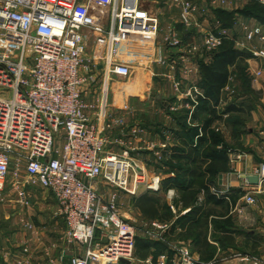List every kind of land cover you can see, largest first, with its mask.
I'll return each mask as SVG.
<instances>
[{"label": "built area", "instance_id": "obj_1", "mask_svg": "<svg viewBox=\"0 0 264 264\" xmlns=\"http://www.w3.org/2000/svg\"><path fill=\"white\" fill-rule=\"evenodd\" d=\"M229 3L171 0L170 5L178 10L179 23L190 28L199 25V17ZM234 21L243 27L246 40L264 41V28ZM159 32L157 17L143 9L140 0H0V202L8 178H18L22 168L28 186L48 191L64 219V238L83 248V255L62 264L134 262L136 229L122 219L116 195H102L95 184L101 182L131 197L138 195L140 187L160 188L158 176L145 180L143 166L130 155L133 149L106 150L110 143L123 145L109 140L107 133L126 123L123 115L108 111L110 81L129 80L132 65L123 60L131 56L127 46L140 40L152 42ZM226 37V30L209 31L204 49H217ZM165 40L178 51L169 69L184 76L194 73L189 54L198 48L185 46L173 33ZM254 56L264 57V50ZM146 58L153 59L154 53ZM155 62L165 65L166 59L160 55ZM97 86L98 95L88 102L86 96ZM173 87L176 92L181 88L175 75ZM186 96L195 106L202 92L193 85ZM89 111L94 112L95 122ZM122 111H128L127 103ZM143 133L137 128L131 131L134 138ZM58 134L63 136L61 149L55 145ZM256 173L261 184L264 166ZM211 192L217 198L228 194L221 189ZM20 199L28 205L23 193ZM244 200L247 205L256 203L252 194ZM152 227L157 233L147 236L164 241L165 226L153 223ZM169 248L174 264H200L186 246L169 244ZM155 264L166 263L160 258Z\"/></svg>", "mask_w": 264, "mask_h": 264}, {"label": "crops", "instance_id": "obj_2", "mask_svg": "<svg viewBox=\"0 0 264 264\" xmlns=\"http://www.w3.org/2000/svg\"><path fill=\"white\" fill-rule=\"evenodd\" d=\"M163 7H169V1L157 4L154 7L155 11L152 8H142L158 19L159 9H163ZM249 23L256 24V21L249 20ZM198 24L196 27L188 28L187 31H190L192 38L196 37L201 40L209 31L215 32L219 22L214 11H210V14L199 17ZM127 51L139 58L137 61L131 57L123 58L124 61L128 60L132 65L129 80L114 77L110 81L108 111L112 116L123 115L126 121L123 127H117L111 131L113 137L110 139L122 142L123 146H126L125 142L136 146L133 156L137 158L143 168L145 166L149 171V180L152 176H158L161 182L165 177L163 171L166 170V167L163 165L158 167L160 164L157 161L161 159V154L173 145L170 132H181L177 125V119L182 111H189L187 122H190V116L194 110V100L186 94L191 86H197L199 80L198 62L204 56L199 55L197 59L191 58L194 68L192 74L194 83L193 80L181 81L182 78L179 76L181 88L179 92H176L173 87L174 72L168 66L173 55L176 54H169L170 57L168 50H163L166 64L161 65L156 63L155 59L162 55V52L160 54L158 50V53H154V59L151 61L146 58V49L141 42L127 46ZM170 51L178 53L173 49ZM189 55L193 56V54ZM204 60L207 61V58L205 57ZM135 62H139V64L137 65ZM176 78L178 79V77ZM252 87L251 89L257 94V99L244 101L243 114L233 115L240 116V125L233 129L232 124L225 122L229 118V115L225 114L222 115L221 121L216 120L212 126L216 131L222 132L225 143L231 147V152L228 157L229 171L220 173L216 177L218 188L228 191L227 197L222 201L227 208H223V205H208L206 211L209 215V222L229 218L230 242L227 246H221L215 237L221 234V230L209 223L207 243L214 248V258L207 263H201L199 262V248L193 244L192 239L181 240L182 245L190 249L194 259L200 264H252L233 258L235 254L258 258L261 264H264V182L259 184V177L256 173L258 168L264 166V78L259 79ZM98 93L99 86L86 96V100L88 102L95 100ZM223 93L216 108L219 116L224 107L232 101L230 94ZM125 103L135 107L134 119L131 123H129L130 112L122 111V106ZM142 110L144 113L150 114V117L145 119L137 114ZM88 114L95 122L94 112L89 111ZM133 128L144 133L138 138H134L131 134ZM236 129L239 131L233 135ZM164 144L166 148L162 149L161 146ZM155 152L159 153L158 158L154 157ZM149 159L153 162H150ZM249 176H257L258 184H248L245 178ZM25 181V175L8 178L4 199L0 202V264H62L73 256L83 255L82 247L68 243L64 238L65 222L59 214L53 196L46 190L28 186ZM95 186L104 196L113 191L101 182ZM170 190L174 195L173 199L167 196V192ZM113 192L119 194L118 191L114 190ZM146 192L153 197H157V194L160 193L172 211L174 213L178 211L173 205V201L178 198L174 189H169L165 194L160 192V188L158 191L145 189L137 196ZM21 193L26 197L28 205L22 203ZM120 194L122 195V193ZM246 194H252L255 198L254 205L245 203L244 196ZM127 197L132 198L131 196ZM200 200L203 201L202 196H200ZM186 212L187 210H180V215H184ZM160 258L165 259L166 256L160 255L154 262L152 255H149L144 260L135 259L134 264H147L148 261L155 264ZM171 262L174 264L173 258Z\"/></svg>", "mask_w": 264, "mask_h": 264}, {"label": "trees", "instance_id": "obj_3", "mask_svg": "<svg viewBox=\"0 0 264 264\" xmlns=\"http://www.w3.org/2000/svg\"><path fill=\"white\" fill-rule=\"evenodd\" d=\"M236 14L255 20L264 27V5L258 0H250L244 7L235 11L222 9L214 11L222 28L231 27ZM250 56L235 49L233 43L226 40L216 50L206 53L204 58L199 60L197 87L202 96L196 99L197 104L189 123L187 122L189 111L181 112L177 119L181 132H170L173 145L161 154L160 160L157 159V163L160 164L158 167L161 165L166 167L163 171L165 177L160 182V192L165 194L169 189L177 192L178 198L173 201V205L178 211L174 213L168 204L162 203L160 198L153 197L147 192L131 198L133 206L143 218L168 224L164 241L151 240L142 230H138L134 247L136 259L144 260L152 255L155 262L160 255H165V263L172 264L173 252L169 248V243L189 238L199 248V262L207 263L214 258V248L207 243L209 223L221 230V234L215 236L219 244L229 245V218L209 222L206 211L208 205L217 206L224 203L222 202L224 198L215 197L211 189L219 190L216 177L229 171L228 157L231 152V147L225 143L222 132L216 131L212 126L216 120H222V115L227 114L229 118L225 122L232 124L234 129L241 121L240 116L233 115L243 114L244 101L257 99V94L251 89L248 81L246 91L233 93L232 101L224 107L220 116L216 110L230 78L245 75V61ZM205 57L207 61L204 60ZM238 131L234 130L233 135ZM200 196L203 197V201L200 200ZM223 208L226 209L227 206L223 205ZM180 210L187 212L180 215Z\"/></svg>", "mask_w": 264, "mask_h": 264}, {"label": "rangeland", "instance_id": "obj_4", "mask_svg": "<svg viewBox=\"0 0 264 264\" xmlns=\"http://www.w3.org/2000/svg\"><path fill=\"white\" fill-rule=\"evenodd\" d=\"M166 1H169V7H166V8L163 7V9H159V13L157 14L159 27H160L159 34L157 35V37L152 42L146 43L145 40H140L141 42H143L142 44H144V47L146 49V54L148 55V53H152V52L156 54V53H158V50L160 51V54H161V52L163 50H165V51L168 50V55L169 54H176V55H173L174 57L172 59V61L176 62V59H178V53H176V52L174 53V51H172L173 52L172 53L170 50L173 49V50L177 51V49L168 47V45H167L168 41L165 40L166 38H168V35H171V33L176 34V37L179 40H182V42H183V44H185V46L188 47L189 45H195L198 48V51L193 53V56L190 55L189 58L197 59V56L202 55V57H203L206 53H209L210 51H207L204 49V45H203L204 44V38L201 40H199V38H196V37L192 38L190 31H187L188 28L184 27L183 25H181L179 23V17H178L179 12L176 8H174L172 5H170L171 0H140L143 8H152V10H154V11L156 10L154 7H156L157 4H161V3L166 2ZM229 2L230 3L227 6H224V7L219 8V9H222V10L231 9V11H235L237 9L244 7L246 4H248L250 2V0H229ZM262 5H264V4H262ZM152 6H154V7H152ZM216 10L217 9L211 10V12L216 11ZM153 13H155V12H153ZM209 14H210V12H209ZM234 20H236V22L246 23L247 26L250 28H253L254 26L264 28L263 26L259 25L257 22H256V24H250L249 20H252V19L244 18L243 16H241L239 14L235 15ZM221 30H226L228 32V36H229V37H226L223 41H226V40L231 41L233 43V46L235 49L251 55L245 61V64H246L245 75H241L238 77H236V75H235V76L231 77L229 82H228V86L224 90L225 92L223 94H225V95L230 94L232 96L233 93L245 92L246 91L245 88H246L248 81L250 83V87H252L256 84V82L259 79L261 80L264 78V57L257 58L254 56L255 53H258L261 50H264V41H260V40L248 41V40H246V38L244 37L245 32L243 30V27L240 24L236 25L235 21H234L233 25L229 28H222L220 26V23H219L218 27L216 26V31L214 33L217 34V31H221ZM152 47H153V50H151ZM148 49H150L151 51ZM186 53H187V51H186ZM163 55H164V52H162L161 56L164 57ZM130 57L136 61L139 58V56L133 55V54ZM252 58H255L257 60H253ZM145 61H148V60L145 59ZM135 63H137V62H135ZM138 64H139V62L137 63V65ZM178 71L179 70H176L173 74V75L177 74V76H175L176 80H179L180 78H182L181 81L185 80V81L189 82L190 80H193L192 82L194 83V75H192L193 73L190 74V76H184V74H181V73H179L180 71L179 72ZM179 76H180V78H179ZM176 77H178V79ZM127 112H130V114H131V117L129 118V120H130L129 123H131L134 119L133 114L135 112V107L128 103V111ZM137 114L141 115V117H143L145 119L150 117V114L144 113L143 110L138 112ZM107 137L109 140H111L110 138L113 137V132L107 133ZM62 138H63L62 134H58L56 136L55 145L57 148L61 149V147L63 146V139ZM125 144H126V146H123V145L120 146L117 144H113V143L111 144L110 143L106 146V150L119 153L120 151L125 149L124 147H127L129 149H133L132 152L130 153V155L133 156V154H134L133 152L136 150V146H133L132 144L129 145L128 142H125ZM157 156L159 157V155H157ZM157 156L155 155L154 157H157ZM135 159H137V158H135ZM146 159L148 160V158H146ZM149 161L153 162V160H151V159H149ZM144 170L146 173L145 174V180L149 181V171H147L145 166H144ZM24 171H25L24 168H22L21 174L19 176H24L25 175ZM153 172H155V170H153ZM143 190H145V188L140 187L138 194H140V192H142ZM109 191H108V193H109ZM113 191L111 192V194H115L117 197L116 204H117V208H118V211H119L122 219L125 220L128 224L132 225L136 229V233H138V230H142L145 235H147L148 232H151L154 234L157 233L156 229L154 227H152V224L158 223V222L149 221V220L143 218L142 215L138 212L137 208H135L133 206L130 197H127L126 194H124L123 192H120L118 190H115V191H118L119 194L117 192H113ZM120 193H122V195ZM159 194H157V198H160L162 203L165 202V200H163L162 195L160 194V196H159ZM45 195L47 196V194H45ZM167 196L170 199L174 198V195H173V193H171V190L169 192H167ZM49 205H51V204L49 203ZM34 207H37V206L34 205ZM158 224H160V223H158ZM160 225L165 226L166 230L168 229V224H160ZM166 230L161 231V232H163V234H165ZM169 244L183 246L180 241L170 242ZM188 250L190 251L189 248H188ZM190 253H191V251H190ZM191 255L194 258L192 253H191ZM135 257L136 256H134V254H133V259H134L133 264L136 261ZM172 257L174 260V254ZM245 257H247V256L241 255V254L233 255V258H238L241 260H242V258H245ZM247 258L249 260H243V261L250 262L252 264H254V263L261 264V262L258 258H254V257H247ZM164 260H166V258ZM194 260H196V259H194ZM99 264H102V263H99ZM213 264H215V263H213Z\"/></svg>", "mask_w": 264, "mask_h": 264}, {"label": "water", "instance_id": "obj_5", "mask_svg": "<svg viewBox=\"0 0 264 264\" xmlns=\"http://www.w3.org/2000/svg\"><path fill=\"white\" fill-rule=\"evenodd\" d=\"M248 184L250 185H257L258 184V177L257 176H249L245 178ZM121 263L129 264L127 261H120Z\"/></svg>", "mask_w": 264, "mask_h": 264}]
</instances>
